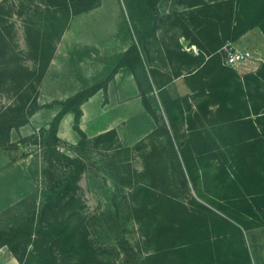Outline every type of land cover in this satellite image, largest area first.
<instances>
[{"label":"trees","instance_id":"trees-1","mask_svg":"<svg viewBox=\"0 0 264 264\" xmlns=\"http://www.w3.org/2000/svg\"><path fill=\"white\" fill-rule=\"evenodd\" d=\"M37 1L36 12L44 23L38 26L36 22H27L30 45L27 55L18 53L12 46L0 44V92L16 98L14 103L0 110V145L10 140L13 129L28 124L45 106L38 101L39 86L55 57L56 43L72 17L93 9L100 0ZM160 1L127 0L132 24L127 21V27L136 39L126 51L112 59L113 67L107 70L105 77L85 82L78 92L56 101L60 109L49 128L40 133L46 163L43 174L49 179L42 191L43 203L40 208L36 203L28 205L26 210L14 213L7 223L3 217L12 214L14 207L0 214V248L8 246L20 264H114L112 256L119 255L115 247L100 244L91 236L85 206L78 194L87 165L81 157L61 151L58 132L64 117L73 113L80 151L89 146L98 147L101 142H106L105 146L113 145L118 136L115 129L90 137L81 128L82 105L99 90L107 92L109 83L120 69L134 73L145 99L143 84L149 77V44L151 39L157 40L163 18L158 8ZM181 2L187 7L186 11L175 18L173 13L166 16L181 31L174 47H168L167 53L183 62L191 75L197 68H200L198 73L208 68L213 60L226 64L223 49L228 42L237 41L254 28L264 32V0ZM2 21L3 18L0 24L5 25ZM182 37L190 41V47L199 48L197 55L185 49ZM27 59L34 61V67L27 65ZM182 73L177 71L178 75ZM228 94L225 87H212L210 80H206L197 96L204 111L212 98L225 99ZM249 97L264 99V92L255 85V91H249ZM187 100L188 97L172 100V106L177 110V106ZM167 110L176 134L174 138L168 128H162L167 140L169 166L158 170L150 158L146 167L131 175L127 182L128 216L139 225L140 248L147 253L141 264H252L244 233L264 226V186H252L247 177L241 181L243 185L237 178H231L226 155L212 153L215 146H219L212 143L210 129L194 127L187 116L189 133L179 136L175 123L177 114L169 106ZM242 123L252 137L258 136L252 119ZM261 125L264 133V117ZM223 145L226 146V142ZM213 158H217L221 166L214 177L210 175ZM255 162L264 164V156L256 158ZM200 169L204 179L210 175L214 182L206 181L200 186ZM25 204L26 199L22 198L17 206L24 207ZM124 249L131 250L127 244Z\"/></svg>","mask_w":264,"mask_h":264},{"label":"rangeland","instance_id":"rangeland-1","mask_svg":"<svg viewBox=\"0 0 264 264\" xmlns=\"http://www.w3.org/2000/svg\"><path fill=\"white\" fill-rule=\"evenodd\" d=\"M38 3L37 0H0V21L3 18L2 22L5 23L0 24L2 47L12 46L18 53L27 55L30 49L27 22H36L38 26L44 23L36 12ZM158 8L163 17L158 30L159 39L173 46L181 31L166 16L173 13L175 18L187 7L181 0H162ZM127 21L132 25L127 0H100L93 9L72 17L56 43L53 69L48 70L39 86L38 101L45 106L31 117L28 124L13 129L10 140L0 145V214L14 207L12 214L4 215L6 223L12 220L14 213L26 210L30 204L36 203L38 208L41 207L44 199L42 191L49 179L43 174L46 163L40 133L42 129L49 128L59 111L60 105L56 101L78 92L85 82L91 83L105 77L107 70L113 67L112 59L136 39L128 31ZM193 47L186 46L185 49L199 51L197 46ZM253 50L264 54L263 45ZM223 54L226 56L225 47ZM26 63L34 67L33 60L27 59ZM122 73L129 74L130 71L122 69ZM15 100L14 95L0 92V110ZM151 123L144 111L120 125L118 140L111 146L101 142L98 147L89 146L80 151L78 143L72 144L62 139L59 145L61 151L81 157L87 165L79 182L78 194L85 206L84 214L88 217L92 238L100 244L115 247L119 252V255L112 256L111 262L114 264H141L147 254L140 248L142 236L139 225L129 218L125 202L128 199L129 177L142 171L148 159L157 164L153 167L158 170L169 166L166 138L155 141L147 138L152 129ZM75 133L79 140L78 133ZM22 198L26 199V204L18 207ZM244 239L251 263L264 264V226L245 231ZM124 242L131 248L127 249L128 252L124 249Z\"/></svg>","mask_w":264,"mask_h":264},{"label":"crops","instance_id":"crops-1","mask_svg":"<svg viewBox=\"0 0 264 264\" xmlns=\"http://www.w3.org/2000/svg\"><path fill=\"white\" fill-rule=\"evenodd\" d=\"M184 39L182 37L181 41L183 42ZM151 41L147 57L149 77L148 82L143 84V89L146 91L145 99L134 73H122V69H120L109 83L107 92L99 90L82 105L81 128L90 137L98 136L112 129H115L119 135L120 125L130 117L145 111L149 121H152L151 132L147 135L149 140L166 138L162 128H168L174 137L176 136L175 129L167 110V106H169L171 111L177 114L175 123L179 136L189 133V122L185 119L190 116V122L194 124V127L207 126L210 129L212 143L216 142L219 146L217 148L216 145L212 153L218 152L221 156L226 155L228 160L226 167L231 178H237L240 185H243L241 181H245L247 177L252 186H264V164L255 162L256 158L264 156V144L261 145V138L264 136L261 131L263 129L261 120L264 117V99L249 97V91L254 92L255 85H259L261 93L264 92V61H244L230 66L224 64L223 61L213 60L208 68L202 69L200 73H198L200 68H197L191 75L187 72L183 62L176 57L168 56L167 48L172 49L174 45H169L170 42H164L166 43L164 44L160 41L159 36L157 40L151 39ZM233 43L240 48L249 49L258 45L264 46V32L260 28L251 29ZM188 46H190V41ZM129 47H126L124 51ZM197 53L193 54L197 55ZM55 59L52 61L49 71L53 69ZM207 60L209 61V59ZM177 71L183 73L178 75ZM123 74L124 76H122ZM206 80H210L212 87L219 85L225 87L229 94L225 99L212 98L203 111L204 105L197 94L202 82ZM236 86L238 87L237 91H235ZM128 93L129 95H127ZM183 97H188V100L182 101L176 110L171 101ZM125 99L128 101H123ZM249 119H252L257 127L258 136L256 137H252L249 130L244 127L245 124L242 123ZM73 124L74 114L68 113L60 124L58 135L63 141L76 144L79 140L73 129ZM159 134H164L165 137L159 136ZM224 142H226V146L223 145ZM212 163L210 175L214 177L221 166H219L220 162L217 158H213ZM210 175L208 179H204L202 169H200L198 184L204 186L206 181L214 182ZM193 192L195 193V191ZM0 264H20V262L10 248L4 246L0 248Z\"/></svg>","mask_w":264,"mask_h":264},{"label":"built area","instance_id":"built-area-1","mask_svg":"<svg viewBox=\"0 0 264 264\" xmlns=\"http://www.w3.org/2000/svg\"><path fill=\"white\" fill-rule=\"evenodd\" d=\"M225 63L235 66L244 61H264V54L261 51H254L249 48H240L233 42H228L225 46Z\"/></svg>","mask_w":264,"mask_h":264},{"label":"water","instance_id":"water-1","mask_svg":"<svg viewBox=\"0 0 264 264\" xmlns=\"http://www.w3.org/2000/svg\"><path fill=\"white\" fill-rule=\"evenodd\" d=\"M182 43H183V45H185V46H188V45H189V41L186 40V39H184Z\"/></svg>","mask_w":264,"mask_h":264}]
</instances>
